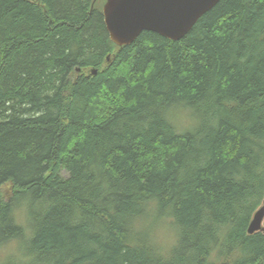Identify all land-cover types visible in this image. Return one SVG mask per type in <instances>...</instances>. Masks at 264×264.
I'll return each instance as SVG.
<instances>
[{
	"label": "trees",
	"instance_id": "obj_1",
	"mask_svg": "<svg viewBox=\"0 0 264 264\" xmlns=\"http://www.w3.org/2000/svg\"><path fill=\"white\" fill-rule=\"evenodd\" d=\"M102 5L0 0V216L40 200V264H159L124 223L151 193L183 225L169 264H206L222 226L232 264H264V220L247 233L264 205V0H219L180 40L123 46ZM177 99L195 131L160 117Z\"/></svg>",
	"mask_w": 264,
	"mask_h": 264
},
{
	"label": "clouds",
	"instance_id": "obj_2",
	"mask_svg": "<svg viewBox=\"0 0 264 264\" xmlns=\"http://www.w3.org/2000/svg\"><path fill=\"white\" fill-rule=\"evenodd\" d=\"M158 110L160 117L175 133L195 131L201 124V115L196 107L184 99L161 102ZM40 205V200L25 193L8 207L6 216H0V264H40L33 247L38 230L34 210L40 209ZM137 206L140 211L124 215L131 242L142 243L159 264H169L181 244L183 225L177 221L171 207L161 209L160 199L154 194H143ZM227 231V226L218 229L220 243L210 245L206 264H232L243 254L238 244L231 253L225 248Z\"/></svg>",
	"mask_w": 264,
	"mask_h": 264
},
{
	"label": "water",
	"instance_id": "obj_3",
	"mask_svg": "<svg viewBox=\"0 0 264 264\" xmlns=\"http://www.w3.org/2000/svg\"><path fill=\"white\" fill-rule=\"evenodd\" d=\"M218 1L105 0L102 15L109 39L117 46L131 44L143 31H151L177 41ZM91 72L95 74L96 70ZM263 220L264 205L254 212L247 233L263 230Z\"/></svg>",
	"mask_w": 264,
	"mask_h": 264
},
{
	"label": "rangeland",
	"instance_id": "obj_4",
	"mask_svg": "<svg viewBox=\"0 0 264 264\" xmlns=\"http://www.w3.org/2000/svg\"><path fill=\"white\" fill-rule=\"evenodd\" d=\"M100 3H101V5H102V3H104V0H103V1H102V0H99V4H100ZM76 74H77V73L75 72V73L73 74V77H75ZM62 174H63V175H66L64 171L62 172ZM3 189L5 190V187H4Z\"/></svg>",
	"mask_w": 264,
	"mask_h": 264
}]
</instances>
